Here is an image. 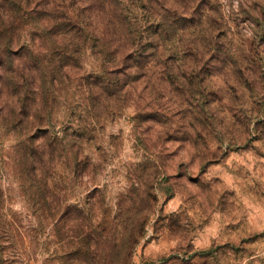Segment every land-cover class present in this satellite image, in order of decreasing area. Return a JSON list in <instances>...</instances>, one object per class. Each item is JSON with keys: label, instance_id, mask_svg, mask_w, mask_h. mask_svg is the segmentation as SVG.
I'll use <instances>...</instances> for the list:
<instances>
[{"label": "rangeland", "instance_id": "obj_1", "mask_svg": "<svg viewBox=\"0 0 264 264\" xmlns=\"http://www.w3.org/2000/svg\"><path fill=\"white\" fill-rule=\"evenodd\" d=\"M167 3L138 73L84 47L49 94L0 35V264H264V0Z\"/></svg>", "mask_w": 264, "mask_h": 264}, {"label": "trees", "instance_id": "obj_2", "mask_svg": "<svg viewBox=\"0 0 264 264\" xmlns=\"http://www.w3.org/2000/svg\"><path fill=\"white\" fill-rule=\"evenodd\" d=\"M167 2L0 0V35L11 32L2 40L5 51H8V47L20 36L18 31H29L24 55L30 69V92L36 95V78L40 73L49 72L50 85L45 87L49 94L55 90L54 79L59 77L63 81L64 77H71L72 69L79 65L80 50L84 47L89 48L100 63H110L122 75L133 71L138 73L142 60L149 63V58L154 56L151 51L147 53L141 48L163 45L168 40L171 21L176 19H171ZM12 54H15L14 51ZM149 68L147 65L144 70ZM101 74L97 71L95 79L100 81ZM89 78L82 79L78 85L86 93L91 92ZM97 85L98 88H107L106 85ZM39 147L40 150L36 146L37 151L31 148L29 152L39 157L44 146ZM38 162H33L35 169L34 163Z\"/></svg>", "mask_w": 264, "mask_h": 264}]
</instances>
